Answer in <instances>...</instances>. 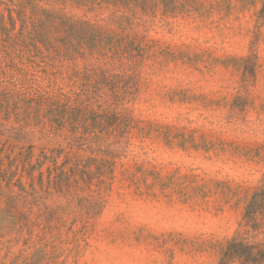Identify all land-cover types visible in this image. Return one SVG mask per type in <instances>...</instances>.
<instances>
[{
	"label": "rangeland",
	"instance_id": "1",
	"mask_svg": "<svg viewBox=\"0 0 264 264\" xmlns=\"http://www.w3.org/2000/svg\"><path fill=\"white\" fill-rule=\"evenodd\" d=\"M263 183L264 0H0V264H222Z\"/></svg>",
	"mask_w": 264,
	"mask_h": 264
},
{
	"label": "trees",
	"instance_id": "2",
	"mask_svg": "<svg viewBox=\"0 0 264 264\" xmlns=\"http://www.w3.org/2000/svg\"><path fill=\"white\" fill-rule=\"evenodd\" d=\"M243 220L242 230L229 242L222 264H264V240H251L264 234V183L253 194Z\"/></svg>",
	"mask_w": 264,
	"mask_h": 264
}]
</instances>
